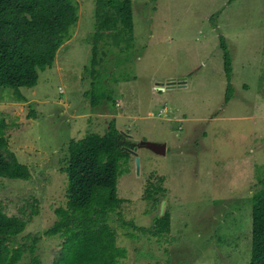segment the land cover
<instances>
[{
	"label": "rangeland",
	"instance_id": "374dc122",
	"mask_svg": "<svg viewBox=\"0 0 264 264\" xmlns=\"http://www.w3.org/2000/svg\"><path fill=\"white\" fill-rule=\"evenodd\" d=\"M73 1L78 22L37 86L20 89L24 101L0 87V135L31 173L0 178L1 208L28 221L16 245H30L66 207L70 141L104 135L114 120L137 143L118 180L135 227L110 216L127 254L118 264H249L251 197L264 179V0H132L133 33L111 38L96 28L97 0ZM220 36L232 59L229 103ZM171 80L185 86L157 90ZM150 182L166 193L145 199ZM165 211L171 231L155 235ZM62 243L42 237L43 264Z\"/></svg>",
	"mask_w": 264,
	"mask_h": 264
},
{
	"label": "trees",
	"instance_id": "16d2710c",
	"mask_svg": "<svg viewBox=\"0 0 264 264\" xmlns=\"http://www.w3.org/2000/svg\"><path fill=\"white\" fill-rule=\"evenodd\" d=\"M234 1L230 0L229 4ZM132 4V0H97L96 28L104 32L106 38L133 33ZM77 22L78 8L73 0H0V87L13 89L17 99L24 101L20 89L37 86L39 72L53 67L59 49L69 40ZM220 47L227 79L225 103H229L233 98V70L224 36H220ZM97 57L96 42L93 66L98 63ZM92 104L96 106L97 102L93 99ZM126 138L112 120L104 135L89 133L82 139L70 141L64 169L66 207L55 211V223L41 236H36L30 245H16L28 221L7 215L0 206V264H43L36 253L43 236L63 238L62 249L53 264H118L124 259L127 254L117 245V233L111 226L110 216L117 214L121 225L135 227L132 221L124 220L122 206L127 200L118 195L119 162L128 155V149L136 147ZM0 178L23 181L31 178L29 168L9 152L4 135H0ZM158 181L160 185L164 183L162 178ZM159 184L150 182L145 199L151 200L159 192L166 193ZM251 204L249 264H264V179L252 195ZM152 229L155 235L169 234L171 214L165 211L156 218Z\"/></svg>",
	"mask_w": 264,
	"mask_h": 264
},
{
	"label": "water",
	"instance_id": "95a60500",
	"mask_svg": "<svg viewBox=\"0 0 264 264\" xmlns=\"http://www.w3.org/2000/svg\"><path fill=\"white\" fill-rule=\"evenodd\" d=\"M177 82H184L183 80H171L168 82L167 86L164 88V90L168 89V90H171V89H176L178 87H183L185 86V84H182V83H179L177 84ZM185 83V82H184ZM128 141L134 145H137V143L135 141H133L131 138L127 137ZM137 150V149H136ZM136 153V151H135Z\"/></svg>",
	"mask_w": 264,
	"mask_h": 264
},
{
	"label": "built area",
	"instance_id": "2783aa9c",
	"mask_svg": "<svg viewBox=\"0 0 264 264\" xmlns=\"http://www.w3.org/2000/svg\"><path fill=\"white\" fill-rule=\"evenodd\" d=\"M158 91H165L164 88L158 87L157 88Z\"/></svg>",
	"mask_w": 264,
	"mask_h": 264
},
{
	"label": "flooded vegetation",
	"instance_id": "af4514ba",
	"mask_svg": "<svg viewBox=\"0 0 264 264\" xmlns=\"http://www.w3.org/2000/svg\"><path fill=\"white\" fill-rule=\"evenodd\" d=\"M179 83L185 84L184 82H177V84H179Z\"/></svg>",
	"mask_w": 264,
	"mask_h": 264
},
{
	"label": "clouds",
	"instance_id": "9594fccd",
	"mask_svg": "<svg viewBox=\"0 0 264 264\" xmlns=\"http://www.w3.org/2000/svg\"><path fill=\"white\" fill-rule=\"evenodd\" d=\"M161 88H163V87H161ZM165 88V87H164ZM127 139V138H126Z\"/></svg>",
	"mask_w": 264,
	"mask_h": 264
}]
</instances>
